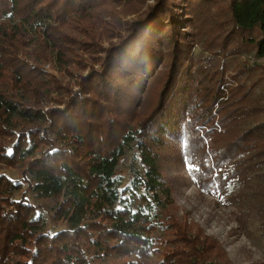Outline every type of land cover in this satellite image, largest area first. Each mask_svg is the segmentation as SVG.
<instances>
[{"label": "trees", "instance_id": "16d2710c", "mask_svg": "<svg viewBox=\"0 0 264 264\" xmlns=\"http://www.w3.org/2000/svg\"><path fill=\"white\" fill-rule=\"evenodd\" d=\"M147 1L0 0V264H133L161 253L158 264H220L222 245L178 221L163 251L156 233L169 230L163 211L172 202L165 134L186 140L202 187L227 197L244 230L253 217L264 231V121L243 127L251 110L244 82L228 83L225 67L194 58L189 28L218 0H154L142 10ZM222 8L230 30L221 51L231 41L235 54L252 47L264 57V0ZM32 34L66 70L88 68L77 90L20 57ZM41 89L54 106L28 93ZM131 150L142 169L127 178L121 166ZM30 191L59 198L51 215L60 230L48 229Z\"/></svg>", "mask_w": 264, "mask_h": 264}, {"label": "rangeland", "instance_id": "374dc122", "mask_svg": "<svg viewBox=\"0 0 264 264\" xmlns=\"http://www.w3.org/2000/svg\"><path fill=\"white\" fill-rule=\"evenodd\" d=\"M153 1L148 0L142 10ZM226 1L214 2L211 9L208 8L206 22H199L198 29L189 28L190 32L194 31L196 38V44L193 47L194 58L202 65L213 61L216 66L225 67L228 83L236 85L244 82L249 92L251 110L247 117L241 119L240 123L243 127L253 126L258 121H264V57H258L252 47L242 50V53L235 54L230 48L231 41H228V48L221 51L220 45L227 39L226 36L229 35L230 30V24L227 22L229 13L222 8ZM138 14L129 17L132 18ZM214 37H218V40H215ZM43 40L42 34H32L29 44L20 50V57L27 59L30 63L43 66L52 76L61 80L63 85H70L69 87L77 90L79 88L75 84L77 74L82 72L88 74V68L80 71L70 65L69 68L73 70L74 74L66 70L68 66H60L55 51L51 47L45 50ZM212 42L215 44L211 46ZM106 44L108 45L107 42ZM198 65L197 63L194 66ZM28 93L35 95L39 103L54 106V102L49 103L42 89L29 90ZM59 106H64V104ZM164 138L166 143L161 150V169L170 188L172 202L163 211V224L169 230H161L156 233L166 240L161 244L163 251L171 250L172 245L169 240L174 237L172 224L178 221L187 225V229L192 235H196V233H201L202 237L208 235L222 245L226 255L220 264H264V231L259 221L252 217L249 221V228L244 230L236 221L234 208L230 205L227 197L202 187L196 174L198 167L191 163L189 156L184 153L186 140L182 137L173 138L169 134H165ZM131 167L141 168L139 155L132 150L123 159L121 166L127 178ZM4 172L13 179H22L23 177L22 170L19 168H7ZM24 187L28 189L27 184ZM237 187L236 184H231L232 189H237ZM17 196L20 194L17 193ZM28 198L29 201L41 205L39 211L46 217L49 230L54 233L63 227V223L56 225L52 221L51 207L59 200L58 197L37 200L34 198L33 192L30 191ZM163 258L165 256L161 253V255L152 256L147 262L133 264H158ZM127 260L126 258L118 260L112 258V260L104 262L105 264H121ZM97 262L99 261L94 264Z\"/></svg>", "mask_w": 264, "mask_h": 264}]
</instances>
